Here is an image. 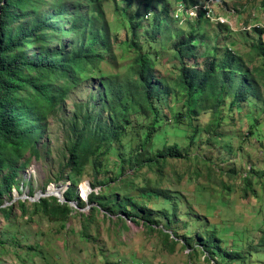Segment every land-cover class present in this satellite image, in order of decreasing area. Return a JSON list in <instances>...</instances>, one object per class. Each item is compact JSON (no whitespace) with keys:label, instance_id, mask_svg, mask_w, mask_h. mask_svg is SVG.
I'll use <instances>...</instances> for the list:
<instances>
[{"label":"trees","instance_id":"16d2710c","mask_svg":"<svg viewBox=\"0 0 264 264\" xmlns=\"http://www.w3.org/2000/svg\"><path fill=\"white\" fill-rule=\"evenodd\" d=\"M60 1L0 0V211L3 215L7 212L8 218L12 217L17 206L23 216L26 213H30L28 216L43 214L64 229L72 212L84 216L72 208L70 202L84 208L86 203L79 198L77 187L89 178L92 191L87 195V203L91 213L103 210V217L109 220L112 216L122 221L129 219L150 230L156 229L158 224L147 205L164 195L160 215L166 222L159 231L164 235L165 243L171 240L175 244L165 230L168 231L177 217L175 206L181 205V201L173 197L175 204H172L168 200L176 193L170 187L163 188L162 176L142 177L136 181L143 170L166 174L173 162H180L186 173L205 177L221 186L223 191L226 189L224 181H233L245 198L256 195V183L264 189V169L251 166L245 173L224 172L217 163L200 159L201 152H196L222 144L225 137L237 136L236 132H226L227 120L245 129L244 136L254 138L255 142L264 138V44L258 39L250 46L249 56L262 63L258 68L251 69L240 57L232 56L229 47L219 57L215 46L205 51L199 64L190 65L189 60L196 59L197 49L202 46L193 34L209 23L200 19L193 24L177 26L169 13L173 1L179 0H142L141 11L130 21L140 18L141 23H148V34L137 43V29L129 27L130 58L123 76L103 79L98 73L94 77L96 93L91 90L89 100L77 105L63 121L65 154L50 182H69L63 192L64 202L55 196H47L32 201L31 208L26 204L28 200L19 201L14 208L4 206L5 197L18 183L19 171L24 167L17 162L26 151L38 155L48 115L59 112L68 89L85 83L101 57L89 44L85 46L83 39L78 45L68 47L60 38H67L73 32L77 36L86 34L89 22L86 15L91 16L102 0L71 1L84 5L85 10L81 14H72L65 23L60 22L65 15L64 4L59 5ZM52 6L55 11L50 13ZM120 11L123 13L121 8ZM169 23L177 28L188 27L189 33L178 43L174 42L164 34L171 31ZM224 28L230 33L227 27ZM262 32L254 30L258 36ZM100 37L95 42L103 43L104 35ZM161 46L169 49V58L173 62L170 82L166 83L158 82L153 72ZM234 67L240 72L237 73ZM228 97L231 102L226 107ZM163 124L170 126V139L166 138L168 131L161 129ZM134 127L141 131V136L131 140L127 136ZM127 139L125 151L122 142ZM233 151L231 142H226L218 153L219 161L226 162L225 152ZM195 160L203 164L205 174L200 168L192 170ZM184 174L182 172L179 178ZM95 187L100 188L98 193ZM212 191L199 190L198 198L206 201L210 198L206 194L211 195ZM53 192L57 190L53 189ZM91 224L85 222L80 231L82 236ZM195 231L193 238L184 234L180 239L183 238V245L190 247H194L191 246L193 242L199 244L197 249L206 254L207 261L211 259L219 264L246 262L247 255L223 245L224 241L214 227L201 226ZM10 235V231L0 234V249ZM258 246L264 247V226L260 230Z\"/></svg>","mask_w":264,"mask_h":264},{"label":"rangeland","instance_id":"374dc122","mask_svg":"<svg viewBox=\"0 0 264 264\" xmlns=\"http://www.w3.org/2000/svg\"><path fill=\"white\" fill-rule=\"evenodd\" d=\"M71 1L73 0L60 1L59 5L64 4L62 9L65 12L60 20L61 23L67 22L72 14H81L85 10L84 5L72 4ZM186 1L201 2L202 0ZM141 2L142 0H102L99 8L91 13V16L86 15L89 18L86 34L77 36L73 32L67 38H60V41L68 47L78 45V41L83 39L84 45L89 44L94 53L100 54L101 57L85 83L81 82L78 87L68 89L67 97L61 104L59 112H51L48 115L38 155L26 151L17 162L19 165L24 164V167L19 171L15 189L5 197L4 206L11 205L14 208L19 201L28 200L26 204L31 208V202L38 200L36 197L31 199L32 197L47 187L53 192L52 185L60 184L50 181H53L65 154L66 131L63 121L68 118V114L71 115L77 105L89 100L91 90L96 93L94 77L98 73L103 79L108 76H123L130 58L129 27H136L135 41L137 43H140L148 34V23H141L140 18L130 21L135 13L139 14L141 11ZM216 6V13L223 15L233 28V31L230 30L232 34L223 26L206 25L197 29L193 37L200 41L202 46L197 49L196 59L189 60L190 65L199 64L205 51L215 46L219 51V57L223 56L225 49L229 47L232 50V56L240 57L242 63L245 62L251 69L260 67L261 61L249 56V50L251 44L256 43L258 39L264 44V34L258 36L253 30L243 32L240 29L263 23L264 0H217ZM49 9L50 13L55 11L53 6ZM236 17L240 21L237 22ZM169 25L171 31L164 34L173 38L174 42L178 43L181 37L189 33L188 27L177 28L173 23ZM101 35H104V42H95L101 38ZM168 52L169 49L165 46H161L158 52L159 56L153 69L158 82H170V65L173 62ZM234 70L237 73L240 72L237 67H234ZM260 91L262 93L261 85ZM230 102L231 97H228L226 107H229ZM262 105L264 106V102ZM161 129L168 131L166 138L170 139V126L163 124ZM244 131L245 129H240L239 125L236 126L234 122L227 120L226 132H236L237 136L225 137L222 144L212 148L197 149L196 152H201L200 159L217 163L224 172L237 170L239 173H245L251 166L264 169V138L259 143L255 142L254 138L249 139L244 136ZM137 136H141V131L134 127L127 138L135 140ZM226 142H231L234 151L225 152L228 159L226 162H220L218 153L224 149ZM122 145L126 151L128 139L123 141ZM11 154L15 156L12 152ZM196 168H200L202 174H205L200 160H195L192 170ZM174 172L177 173L175 176ZM182 172L185 174L180 179ZM160 176L164 178L163 188L170 187L176 193L171 194L168 200L172 204H175L173 197L181 201V205L175 206L177 217L174 218L168 231L165 230L171 234L170 238L176 241L175 244L171 240L165 243V237L159 231L166 222L160 215L165 201L164 195L147 205L152 210V218L158 224L155 226L156 229L150 230L129 219L122 221L112 216L109 220L103 217L101 213L103 210L99 213H91L87 199L80 198L85 196V187L89 186V178H87L77 187L79 198L86 203L84 208L80 209L76 203H70L72 208L84 213V216L72 212L64 229L60 228L59 223L43 214L28 216L30 213H26V216H23L17 206L15 213L9 218L7 212H4L5 217L0 211V234L3 231L12 232L5 246L0 249V264H219L215 260L207 261L206 254H203L201 249H197L199 244L196 245L193 242L191 246L194 247H190L183 245V238L180 239L184 234L193 238L195 230L201 226L214 227L226 248L238 250L247 255L245 263L231 264H264V247L258 246L260 230L264 226V189L259 183H256V195L245 198L239 187L233 185V181H224L226 189L223 191L221 186L209 182L205 177L186 173L184 165L180 162H173L166 174H154L145 169L136 181L142 177ZM64 185L62 184L61 188H64ZM207 189H213L212 194L207 193L206 197L210 198L201 201L198 198L199 190ZM94 190L98 193L100 188L95 187ZM86 221L92 224L84 229L85 236H82L80 231ZM173 232L177 234V238Z\"/></svg>","mask_w":264,"mask_h":264},{"label":"clouds","instance_id":"9594fccd","mask_svg":"<svg viewBox=\"0 0 264 264\" xmlns=\"http://www.w3.org/2000/svg\"><path fill=\"white\" fill-rule=\"evenodd\" d=\"M207 1L208 0H202L201 2L182 1V0H179L176 2L173 1L172 7L173 6L174 7L171 8V11L169 13V17L177 26H184L187 23L193 24V23L198 22L200 19H203V20H206L209 23V25L223 26V27L225 26L229 29V31L232 30L233 28L230 27L227 19H224L223 15H219L216 13L217 0H212L214 3L210 4L211 9L213 11V16L211 17V19L206 18L204 13L200 9L197 8V7L201 8L202 6L206 5ZM192 13H193V15H191ZM218 19H222L221 22ZM236 21H240L238 19V17H236ZM242 22L245 23L244 21H242ZM263 23H264V21H263ZM263 23H258L257 25H253L251 27H248L247 29L243 28L240 30L243 32H245V31L249 32V31L253 30V32H254V30L257 29V30L263 31L262 32V35H263L264 34V30H263L264 25H262ZM230 33L232 34L231 31H230ZM262 35H260V36H262ZM61 184L69 185V182L66 181L65 183H61ZM82 185L84 186V184H82ZM62 189H63V192L66 190L65 187ZM85 192H86V189H85ZM89 193H90V189H89ZM89 193L87 192V194H85L84 197L80 196V198L82 200H86L87 195ZM62 196H63V194H62ZM45 197H47V196H45ZM70 203H75V202H70Z\"/></svg>","mask_w":264,"mask_h":264},{"label":"water","instance_id":"95a60500","mask_svg":"<svg viewBox=\"0 0 264 264\" xmlns=\"http://www.w3.org/2000/svg\"><path fill=\"white\" fill-rule=\"evenodd\" d=\"M61 185L62 184H59V185H57V186H54V185H52L53 186V189H56L57 190V192H55V193H53L52 191H49V189H48V187L45 189V190H41L36 196H34V197H32L31 199H33V198H37V199H39V198H41V197H45V196H55V197H57L58 198V201H61V202H64V199H63V196H62V194H63V189L61 188ZM65 186V188L67 189V186L68 185H64ZM89 186L87 185L86 186V192H85V194H87V192L89 193Z\"/></svg>","mask_w":264,"mask_h":264},{"label":"built area","instance_id":"2783aa9c","mask_svg":"<svg viewBox=\"0 0 264 264\" xmlns=\"http://www.w3.org/2000/svg\"><path fill=\"white\" fill-rule=\"evenodd\" d=\"M212 3H214L212 0H208L206 5L202 6L201 8L197 7L198 9H200L204 13L205 17L208 19H211V17L213 16V11H212L211 6H210V4H212ZM191 15H193V13ZM218 20L221 22L222 19H218ZM263 30H264V28H263ZM13 189H15V188H13Z\"/></svg>","mask_w":264,"mask_h":264},{"label":"crops","instance_id":"0c3cea01","mask_svg":"<svg viewBox=\"0 0 264 264\" xmlns=\"http://www.w3.org/2000/svg\"><path fill=\"white\" fill-rule=\"evenodd\" d=\"M237 22H238V21H237ZM251 22H255V21H252V20H251ZM246 23H247V22H246Z\"/></svg>","mask_w":264,"mask_h":264}]
</instances>
